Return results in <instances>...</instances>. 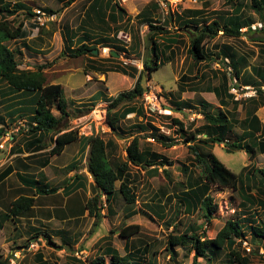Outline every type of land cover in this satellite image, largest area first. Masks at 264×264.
Returning a JSON list of instances; mask_svg holds the SVG:
<instances>
[{
	"label": "rangeland",
	"instance_id": "rangeland-1",
	"mask_svg": "<svg viewBox=\"0 0 264 264\" xmlns=\"http://www.w3.org/2000/svg\"><path fill=\"white\" fill-rule=\"evenodd\" d=\"M69 1L70 0H0V8L9 5V7L15 11L13 14H1L0 23L7 21L12 28H16L23 22L26 32V36H24L23 39L8 42L6 44L7 47L16 53L15 57L21 65L20 68L23 70L34 71L39 66H47L43 71L45 72L44 74L47 84H60L66 82L69 75L77 72L80 68L86 67L87 69H90L86 64L87 59L93 57L92 55L78 58L68 56L60 57L63 50H75L81 45L79 39L83 38L85 34L89 35L94 31H98L97 34L100 33L99 35L101 37L105 35L111 37L116 31V25L109 20L108 17L106 18L108 19V27L105 26V24H99V27H96L98 25L95 24L94 28L85 25V19L88 13L87 10L91 6L93 0H79L72 5L68 4ZM152 1L154 2L155 0H132L126 6H121L126 11L123 20L128 21L120 23L122 29H120V34L118 35L117 33L114 37L115 42L118 43V46L127 50L128 58L135 57L152 65L154 50H152L153 42L151 41V37L153 32H150L149 21H153L152 25L154 26H162V28H165L168 35L161 36L157 34L152 37L155 41H158L157 53L160 57V62L163 65L152 73L151 79H148L146 74L147 79H144L143 86L148 92L155 93L158 96L159 102L163 108H168L172 110L173 113L176 111L173 109L177 107L176 103L180 102L183 98L191 100L192 103H194L195 106L190 107L192 111L186 110L182 112L183 115H181V118L176 117L175 114L171 115V118L182 120L187 133L185 134L184 132H181L178 127L173 128L172 121L171 119H167V116L158 114L148 115L145 110L144 116L137 118L133 116L119 124V132L125 131L124 134L126 135V138L123 140L116 138L111 130L108 131L106 128L107 134L104 133L105 135H102L104 140L107 141L111 138L117 141L115 144V150L111 149L115 151V153H112L111 151L109 159L110 163L113 164L114 160H116V163L125 161L127 156L126 149L129 146L131 139L137 136L143 138L141 140L142 146H149L154 153L163 157L161 161H157L161 165H159V173L155 175L145 174L144 171L136 166L129 165L130 167L129 172L126 175V181L138 195L136 205H127L123 201L118 192L121 185V182L118 181L116 184L117 191L115 199L112 204L114 212H109L108 203L105 200V196H103L102 215L104 218L97 229L93 228L94 219L91 217L83 218V216H81L82 214L78 215L77 219L71 220L70 222L64 223L59 221L47 226L38 223H35V226L33 222L28 220H21L18 224H16L14 220H7L4 228L0 229V260L6 259L7 257L8 259H11V256L16 254L20 256V262L18 261V264H38L37 253L40 252L48 264H77V261L91 264L93 260L105 254L102 250L107 245L112 244V247L119 251L121 257L134 253L135 258L132 260V264H146L148 260L154 257L160 264H192L194 254L192 253L188 256L191 248L190 244L177 246V259H175V261L170 260V255L166 249L169 236H182L184 233H187L191 235H202L207 239H214L228 220L242 219L243 228L245 229V237L243 241H247L252 249V253L248 254L250 255L251 264H264V259L260 258V256H262V250L264 251V243L262 242L264 240H258L252 233L253 224L255 227L259 228L260 231L258 234L260 236L264 234V230L261 229L262 226L264 227V209L260 208L259 205L249 206L248 204H245L242 199V196L245 193L253 195L257 193L255 191L256 189L252 191L248 190L249 184L246 181V176L248 172L251 171L252 173V168L255 169V174H258V171L264 169V155L257 154L256 157L251 160L249 154L238 152L229 153L230 151H234L231 146L232 142L239 143L243 146H248V144H251L252 142L247 140L248 137H244L241 134L242 132L248 131V126L246 125L245 120L251 119V115H247V109L248 107L252 108V106L247 103L241 104V106H236L230 99L225 102L228 103V106L230 105L227 110L225 109L226 111H222L227 114L230 120L229 123L231 124V130L225 136V145L228 147L225 145L216 146L215 144L213 146L215 149L210 150L215 156H217L220 162L224 163L230 171L237 174L242 179V186L239 187V191L219 186L211 188L209 195L213 199L214 205L218 206V208L215 213H212V221L208 224L203 217V213L198 208L189 210L190 206H188L187 199H185L183 195V191L188 189L185 186L188 183L189 178H194V181H198L200 176H203V168L197 167L193 164L192 154L189 148L190 144L186 142L185 136L194 132L200 134L201 127L207 124L205 121V114H219L221 111L219 108L220 105L216 103L217 101H212L208 96L205 97V95L202 97L201 94H197V96L191 97L190 99L188 98V94H185V96L181 95L180 88L184 87V83L182 85V83L179 82L192 63L191 68L194 70V72H192L194 75L193 78L197 75V77L200 78V81L195 80L188 82L185 80L183 82L188 86L196 82L197 87H200L201 89L207 88L209 84H219L218 88L223 91L226 97L227 89L234 84L235 77L233 76V78L231 77L232 75H230V79H225L224 83L221 85L220 81L224 74L223 71L224 69L230 70V67L228 66L229 69L225 68L221 58H218L220 50L225 45H228L233 47L239 56L243 55V53L252 56V53L256 55L258 52H264V42L258 41L259 37H264V32H261V34L248 35V28H243L241 32L244 36L239 39H228L222 36L223 32H221L218 37L211 40L206 45V52L209 50L212 52V56L215 55L213 61H204L203 64L193 67L194 61L191 60L188 53L190 47V33L194 31L193 27L182 29L178 24H171V22L169 25L167 23L162 25L164 20L167 18L170 21L171 16L177 17V15L179 16L180 14L184 16L186 11H201L203 12V15L200 16L202 17V19H200L201 22H203V19L205 18H209L210 22L216 20L221 14H226L225 16H228V14H234L233 6L237 5L238 1L232 0V3L228 4L226 3V0H186L179 3L177 7L167 9V11L160 9L155 12L156 14H153V16L151 15L148 18L140 15V13L152 3ZM17 4L22 7L18 8ZM36 9L53 11L58 15L57 22L48 24L43 30L40 29L31 22L33 17L28 14L29 11L33 14ZM242 15L246 19H249L251 16L254 17L255 23L251 26L253 31H259L260 28L264 27V23L259 19L260 17L255 15L248 7H245L242 10ZM186 18L195 21L197 17L191 15ZM157 22H162V24ZM124 34L131 37L125 36ZM120 36H123L126 39L130 38L131 41L129 43L121 41L122 39ZM176 36L177 38L179 37L180 42H178V44L176 42V46H174L175 44L171 45V49L174 48L173 50H165L163 47L170 44L168 39L175 38ZM97 38L98 37H92L90 40L85 39V42L89 41L91 47L97 48L98 55L95 56L100 58L103 54H108L107 58H109V61L100 59V61H96L98 62V66L107 69L110 68V70L123 67L121 60L123 54L118 56V60H115L111 57L112 50L107 51L109 48H103L102 45H93L95 44V41L93 40ZM110 46L113 47L114 45ZM145 48L147 49L145 50ZM263 61L264 56H260L258 59L257 57L252 58L250 63L261 64L264 63ZM226 64H228V61ZM238 64H240L238 66L239 69H242L241 62H238ZM248 72L243 71L241 75L242 79L237 81L238 84H242L245 80L249 79L250 74ZM97 74L101 75V73ZM75 75L76 77L72 80L70 86L67 85V83H63V85H66L67 88L70 87L71 89L80 87L79 92L74 93L70 89L66 95H64L66 103L69 104L70 111L68 125L65 129L76 130L79 136V132L82 133L84 130L85 132H90L87 128L90 127L91 124H93L92 127L95 129L93 120L89 118L88 121V117L96 106L91 105L89 103L90 99L88 100V98L95 96L98 93L101 95H108L109 93L104 85L94 81L89 85V89H91H86V87H84L86 79L85 75L82 72H78ZM93 78L97 81V76ZM69 79L72 78L69 77ZM251 80L253 81L255 79L252 78ZM248 85L251 84L249 83ZM82 86L84 88H82ZM251 86L255 87V85ZM127 87L128 82L120 79L117 74H111L109 76L107 89H109L110 94L113 96L117 97L121 92L131 90L130 88L128 90ZM67 88L65 91H67ZM115 89L122 90L121 92H116ZM8 91V86L1 81L0 120L5 121V118L7 117L10 119L9 115L17 108H20L22 102L24 103V106H27L30 109H32V106L34 107L35 102H37V97L34 100H31V96L15 95L10 97L12 95L7 94ZM3 100L6 101L2 102ZM80 101L86 103V106H84L85 108L90 107L83 113L87 119L83 121L84 123L82 124L78 123L81 113L77 111L75 112L72 109V103L76 105V103ZM105 101V103L98 107L108 108V100ZM139 104L143 106V99L140 100ZM179 104L181 106L184 104L183 106H185L186 109H189V104L187 102ZM208 104H213L216 106V109L210 108ZM263 106L264 104L260 107ZM55 108L53 109L54 111H52L56 116H59V112L55 110ZM261 111L262 112L258 115L259 118L263 120L262 122H264V108ZM236 115L238 121L236 120ZM246 116L248 117L246 118ZM14 117H12L13 120H9L11 122L10 125H8L9 123L5 124V122H3L6 132L11 129H18L19 131V129L26 130L29 128V130H31L29 127L32 123L30 120V114H27V116L22 119L20 117ZM20 122L24 124H19ZM237 123H240V127ZM157 130L158 132H155ZM176 131L181 133L180 137L177 136L178 133H176ZM248 134L253 135V132ZM29 135H33V133H29ZM162 135L170 138L172 141L166 142ZM19 136H26L25 131H21ZM215 137H217V134L212 133L211 131L210 133H207V135H199V138L201 139H216ZM148 139H152L154 142H151ZM164 143H166L165 146H163ZM172 144L175 146L171 147ZM196 144L198 143L196 142ZM201 147L205 149V152L207 149L206 145L205 147L203 145ZM77 149V144H71L64 154L55 159L56 161L54 162V165L66 167L73 163L77 164V169L73 171L84 170L83 177H85L86 173L89 178V180L87 179V185L89 181L93 186L94 181L92 176L88 174L86 165H81L85 159V157H83L84 155L78 157L75 161L73 160L74 152ZM207 152L209 153L208 149L205 154H208ZM86 160L87 159L84 161ZM68 172L71 171H67V174ZM259 177L260 175L257 178ZM255 180L259 181V179ZM52 183L55 184L53 181ZM52 187L56 188L55 186ZM86 190V192H88L90 189L87 187ZM93 193L94 192H91L89 199L94 197L95 193ZM21 196L34 197L35 195L18 191L16 197L9 194L6 198L2 196V189L0 186V217L9 214L12 202ZM141 211H147L152 219L142 215ZM134 212L136 215H133ZM259 221H261V223L258 226L257 222ZM125 224L128 226L139 225L141 230L138 235H135L128 240L123 239L119 236L118 230ZM38 228H44V232L50 234L54 244L58 247L64 246L65 249L59 250L58 247L50 246L43 237L38 239V241H32L33 243L29 245L30 239L37 237V232L43 230L39 231ZM34 229L37 230L35 231ZM112 232H116V234H111ZM105 236H109V240L104 244L101 239ZM63 237L66 238L68 242L67 244H64L62 241ZM235 242H237L235 248L243 254V243H240V240L238 239ZM260 243H262V246L260 245V247H258ZM146 249L148 250L147 255H138L141 250L146 251ZM258 250L260 253H255ZM155 252H157V255H155ZM253 253H255V255H253ZM230 259L232 258L230 257V249L228 248L220 250L218 253H214V250H209L207 259L200 258L198 263L229 264ZM106 262H110V257L106 258Z\"/></svg>",
	"mask_w": 264,
	"mask_h": 264
},
{
	"label": "trees",
	"instance_id": "trees-1",
	"mask_svg": "<svg viewBox=\"0 0 264 264\" xmlns=\"http://www.w3.org/2000/svg\"><path fill=\"white\" fill-rule=\"evenodd\" d=\"M77 0H70L68 2L69 5L75 3ZM237 5L234 7V14L228 16L219 15L216 20L210 21L209 18L202 19L203 12L201 11H186L184 16L180 14L177 17L171 16L170 21L166 18L162 24V22H157L159 24H178L180 28H189L193 27L192 33H190V47L188 50L189 56L191 59L199 64L201 62H211L213 61L212 52L208 50L206 52V45L211 40H214L218 37L219 33L223 32L222 36L230 39H239L242 38L244 35L242 34L241 30L243 28H248V35L251 34H261L264 32V27L260 28L259 31H253L251 26L254 21V17L251 16L249 19H246L242 15V10L245 7H248L255 15L260 17V21L264 23V0H237ZM226 3L231 4L232 0H226ZM17 7H22L21 5L17 4ZM161 8L159 7L157 2L150 3L141 13L145 18L149 16H153L156 14L158 10ZM88 13L85 19L86 26H95L97 22L96 18H102L103 24L107 25V21L105 19L108 17L115 25V36L121 31L120 23L127 22L128 20H123L126 11L114 0H94L91 6L88 8ZM47 11V10H46ZM99 11V13H98ZM49 13H54L53 11H47ZM109 12V14H107ZM15 13L9 5L5 6L4 8H0V15L1 14H13ZM28 14L34 17V13L32 14L30 11ZM150 14V15H149ZM191 15L196 16L195 21L188 20L186 17ZM147 16V17H146ZM150 25V32H153L152 37L154 35H161L165 36L168 35V32L162 26H154L152 25L153 21H149ZM102 24V23H100ZM37 26V25H36ZM97 27V26H96ZM45 29V27L40 28ZM170 35V34H169ZM26 36L24 23L22 22L16 28H12L7 21L0 23V82L2 81L4 84L8 86V93L7 94H15L20 96H31L34 100L37 97V102H35L34 107L30 109L27 106H24L22 102L21 107L17 108L12 114L9 115L10 119L13 120L12 117H20L21 119L26 117L27 114H30V120L32 123L29 125L31 130L27 128L26 132L28 133H37V132H50L57 134V138L54 140V147L50 151L51 156H60L65 147L75 143L77 141H84L86 140L87 145L89 146V152L87 156V170L88 173L93 177V187H94V197L89 199L85 205V209L88 212L89 217L94 219L93 228L97 229L100 226V223L104 216L102 215V208L103 202L102 197L105 196V200L108 203L109 212L113 213V202L116 195V184L118 181L121 182V185L118 189L120 197L127 205H136L138 201V195L133 190L131 185L126 181V175L129 172V165L136 166L137 168L141 169L145 172V174L155 175L159 173V164L157 161L162 160V156H159L157 153H154L149 146H142L141 140L143 138L135 137L129 143V146L126 149V158L125 161H120L116 163L114 160L113 164L110 163V153H115V141L113 140H104L103 134H96L94 133L91 137H79L76 130L63 129L66 126V121L69 117L67 112V103L64 98V89L60 84H47L45 72H43L47 66H39L34 71L32 70H23L21 69V65L16 59V53L10 50L7 47V43L11 41H17L23 39ZM151 37V41L153 42L152 50H154V59L152 61V65L144 62V70L142 72H138L136 68L129 67V68H115V70L122 72L124 75H128V70L132 71L133 74L138 76L137 82L135 83L133 89L120 93L116 98L112 99L108 105V119H107V127L111 129L112 132L118 133L119 131V124L124 120L129 114L135 113L137 117H142L145 115L144 108L142 105L139 104L140 100L143 99V95L146 92V89L143 86V81L146 78V74L148 79L152 78V73L162 67V63L160 62V57L157 53V45L158 41H155ZM88 37L80 38L79 42L81 43L75 50L66 51L63 50L60 57H83L94 55V51H97L96 47H91L85 41ZM259 42H264V37L258 38ZM100 42L99 45H102L103 48H110L115 49L118 55L122 53H127L125 48L120 46H110L113 45L112 42L115 41V38H112V42L106 41ZM170 41L169 45L164 46L165 50H170L171 45L175 44L176 42H180L179 37L177 36L174 38H169ZM110 42V43H108ZM147 48H145L146 50ZM165 52V51H164ZM113 57V55H112ZM221 58L224 66L232 70H226L224 72L225 79L228 78L230 75L237 81L242 79L243 71H246L247 68V58L243 55L239 56L236 53L233 47L225 45L219 52L218 58ZM228 61V64L226 62ZM238 62H241L242 69H239ZM241 77V78H240ZM147 79V78H146ZM255 85V88L258 89L259 96L261 100L259 102L253 99H245L241 102H236L233 99V96L229 94L231 87L227 89V97L232 101L233 104L239 106L240 104L248 103L249 105H255L251 115V119H246L245 123L249 128H252L253 135L256 133H260L258 141H252L251 144L249 143L248 146L240 145L239 143L232 142V148L236 151L244 150L247 154H249L250 159L256 157L257 154H264V128H261V123L258 117L255 115V112L261 105L264 104V91L262 90L263 84H259L255 80H245L242 84H238L241 86H251ZM254 87V86H253ZM219 91V90H218ZM216 91L217 97H219V92ZM258 96V97H259ZM250 100H252L250 102ZM249 101V102H248ZM228 104V103H227ZM19 105V104H17ZM127 106V107H126ZM57 108L60 112V117H56L53 114V109ZM126 107L123 111L120 108ZM32 111V112H30ZM184 111V110H183ZM170 119L169 117H166ZM15 119V117H14ZM172 124L177 126L181 132L187 133L185 130V126L182 121L176 118H171ZM205 121L206 125H203L200 130V134L197 133H190L185 136V140L189 143V148L192 154V161L193 164L197 167L203 168V176H200L198 181H194V178H189L188 183L186 184L187 190H184L183 195L184 198L187 199V203L189 210L198 208L202 213L203 217L206 219L207 223L210 224L213 218L212 213L217 211L218 206L214 205L213 199L210 197V190L214 186L230 188L233 190H238L241 180L240 178L230 171L219 159L213 154L210 150L208 154H205V149L201 147L202 145L205 147L210 148V144H226L225 143V136L231 130V124L229 123L230 120L226 113L220 111L219 114H205ZM3 120H0L2 124ZM144 129V128H142ZM217 134L216 139L206 138L201 139L199 135L207 133ZM155 132H158L155 131ZM4 135V128L0 129V136ZM163 139L166 142H171L170 138L163 136ZM257 140V139H255ZM196 142L199 144H196ZM166 143L163 144L165 146ZM175 146L174 144L171 145ZM113 149V150H111ZM77 164L73 163L65 168V171H73L77 169ZM163 166V164H162ZM253 173V171H252ZM251 171L246 176V181L249 184L248 190L252 191L256 189L257 192L255 195L253 194H244L242 199L245 204L249 206L259 205L260 208L264 209V169L258 171V175L254 179L250 178L252 174ZM260 175L259 178H257ZM78 179L85 180L87 182V176L82 178L81 176H77ZM259 179V181L255 180ZM58 191V188H48L42 189L39 192L50 195L55 194ZM35 203V199L33 197L28 196H21L14 202H12L9 210V214H5L0 218V229H3L7 220H14L16 224L19 223L17 219L22 217H26L28 213L33 209ZM150 208V207H148ZM264 211V210H263ZM142 215L147 216L149 219H152L151 215L147 211H141ZM133 215H136L134 212ZM128 217V216H127ZM128 219V218H127ZM261 221L257 222V225ZM252 233L256 236L258 240H264V234L260 236L258 232L260 231L259 228L255 227L252 224ZM261 229L264 230L262 226ZM35 231L37 229H34ZM42 229H39V231ZM141 227L139 225H123L118 231L119 236L123 239H130L135 235H138L140 232ZM244 228L242 224V219L237 220H228L224 227L217 233L214 239H207L204 238L205 236L202 235H191L184 233L182 236H175L171 235L168 239V245L166 247L167 252L170 255V260L175 261L178 257L177 246L179 245H191L189 250V254H194L192 264H198L200 258L207 259L208 251L214 250V253H218L220 250H225L226 248L230 249V259L229 264H251L250 255L246 254L244 250L243 254L235 248L237 239L240 240V243L243 242L245 237ZM62 234V233H61ZM111 234H116V232H112ZM37 237L31 238L29 245L32 244V241H38L41 237H43L46 242L51 246H56L51 239L49 233L44 232V230L37 232ZM64 236V235H63ZM109 236L103 237L101 241L105 244L107 242ZM236 239V240H235ZM64 244H67L66 238H62ZM264 243V241H262ZM262 246V243L258 245V247ZM237 246V245H236ZM59 250H64V246H59ZM102 252H105L104 255L99 256L95 260L91 262V264H132V260L135 258L134 253L127 254L125 257H121L118 250L112 247V244L107 245ZM255 253L259 254L260 251H256ZM253 253V255H255ZM147 255L148 250L146 251L141 250L138 255ZM157 255V252H155ZM13 257V256H11ZM110 257V262H106V258ZM261 259H264L263 256H260ZM10 258L0 260V264H10ZM211 260V259H210ZM37 261L38 264H48L47 261L44 260L43 255L38 252L37 253ZM77 261V260H75ZM20 262V261H19ZM77 264H85V262L77 261ZM146 264H160L158 260L154 257Z\"/></svg>",
	"mask_w": 264,
	"mask_h": 264
},
{
	"label": "crops",
	"instance_id": "crops-1",
	"mask_svg": "<svg viewBox=\"0 0 264 264\" xmlns=\"http://www.w3.org/2000/svg\"><path fill=\"white\" fill-rule=\"evenodd\" d=\"M77 1H79V0H77ZM93 2H94V0H93ZM87 11H89V10H87ZM98 13H99V11H98ZM108 14H109V12H108ZM96 20L98 22V23H96L98 25L97 27H99L100 23L103 24L102 18H100V17L98 18V16H97ZM105 21H108V19H105ZM31 22L33 24H35L33 22V19L31 20ZM106 26L108 27V25H106ZM92 27L94 28L95 26H92ZM97 32L98 31H94L93 33H91L89 35L85 34L83 36V38L88 37V39L90 40L92 37L93 38L98 37L97 39L93 40V41H95V44H93V45L99 46L100 42L104 41L103 39H106V41L112 42V38L115 37V33L111 36L112 37L111 38V37H108L106 35L101 37L99 35L100 33L97 34ZM259 38H261V37H259ZM110 42H108V43H110ZM86 43L88 45H90L89 41ZM112 44L115 46L118 45V43L115 41L112 42ZM174 46H176V45H174ZM173 49H171V50H173ZM108 50H112L111 51L112 55H113V52H116L115 49L109 48V49H107V51ZM104 52H105V50H104ZM105 53L107 54V52H105ZM261 53H262V55H261ZM107 55L103 54V56H101L99 58L98 56H95V54H94L93 57H90L89 59H87L86 66L90 67V69H87L86 67L80 68L79 70H77V72L69 75V77H71L72 79H69V77H68V79H66V82H63V83H67V85L70 86V83L76 77L75 74L78 72H82L86 78L85 82H84V87H86V89H89V85H90V83H92V81L98 82V83L104 85L105 89L109 93L108 95H101L100 93H98L95 96L88 98V100L90 99L89 103L91 105L96 106V107L105 103L106 102L105 100H108L107 102L110 103V101L112 99L116 98V96H113L112 94H110L109 89H107L109 76L111 74H117V76H119L120 79L128 82V87H127L128 90H129V88L132 89L134 87V85L138 79V76L133 74V72L130 70H128V75H124L122 72H119L118 70L117 71L115 69L110 70V68L107 69V68L98 66V64H97L98 62H96V61H100V59H104V61H109V58H107ZM118 56H120V55H118ZM118 56L113 55V57L112 56L111 57L114 58L115 60H118ZM243 56L245 58L247 57V59H246L247 60V64H246L247 68L245 70L247 72L249 71L248 72L250 74L249 78L255 79V81L258 82L259 84H263L262 88H264V63H261V64H254V63L251 64L250 63V60L252 58L257 57V59H258V58H260V56H264V52H258L256 55L254 53H252V56H248L247 54L243 53ZM85 62H86V60H85ZM200 64H203V62H201L199 64L193 62V65H194L193 67H197V65H200ZM191 67H192V63L190 64L188 70L184 73L185 75H183V77L179 80V82H181L182 85L184 83V85H183L184 87L180 88L181 95L185 96V94H188L189 99L191 97L197 96V94H201L202 97H204L203 95H205V97L208 96V98L211 99L212 101H217L216 103H218L220 105L219 108L221 111H226L230 107V105L228 106V104L225 103L226 100L227 101L229 100V98L227 96L225 97V94L223 93V91L218 88L219 84L218 85H214V84L210 85L209 84V86L207 88L201 89L200 87H197L196 82H194V84H190L189 86L186 85L185 82H183L185 80H187L188 82H192V81L200 79L199 77H197V75L195 78H193L194 75L192 72H194V70ZM99 70H101V71H99ZM223 72H226V69H224ZM97 73H101V75H99ZM96 76H97V81L95 80V78H93ZM227 76H228V79H230L229 74ZM225 78H226V76H224V74H223V76L221 77V81H220L221 85L224 83ZM63 83H60V85L64 89V95H66L68 90H70L71 88L70 87L67 88L66 85H63ZM185 86H186V88H185ZM84 87L82 86V88H84ZM66 88H67V91H65ZM79 90H80V87H78L76 89H71V91H73L74 93L79 92ZM121 90L115 89L116 92H121ZM216 91L219 92V94H220L219 97H217ZM121 93H123V92H121ZM13 96H15V94H13L10 97H13ZM110 98H111V100H110ZM183 99H185V100H183ZM183 99L180 102L176 103L177 104L176 108H173L176 110L173 113V115L175 114L176 117L181 118V115H183L182 112H184L186 110L192 111L190 109V107L195 106L191 100H186V98H183ZM260 100H261L260 96L255 98V101H257V102H259ZM5 101L6 100H3L2 102H5ZM251 101L252 100H250V102ZM183 102H187L189 104V106H188L189 109H186L185 106H183L184 104H182V106L179 104V103H183ZM204 105H206V104H204ZM208 105L210 108L216 109L215 108L216 106H214L213 104H208ZM84 106H86V103L82 102V101L76 103V105H74L72 103L73 111H75V112L77 111V112L81 113V115L78 119V123H80V124L84 123L83 121H85L87 119L85 114H83L84 111L88 110V108H90V107L85 108ZM239 106H241V104ZM251 106H252V108L248 107V109H247V115L248 116L252 113L253 109L255 108V105H251ZM126 107L120 108L121 111L126 109ZM263 108H264V106L258 108L255 112V115L258 117V119L261 123V128H264V122H262L263 120H261L259 118L258 114L260 112H262L261 110H263ZM55 110H57V109L55 108ZM67 112H68V114H70L69 113L70 112L69 111V104L67 106ZM237 115H236V120L238 121ZM133 116H135L137 118V115L135 113H131L122 121H125L127 118H132ZM248 116H246V118ZM56 117H58V118L60 117V112H59V116H56ZM69 117H70V115H69ZM69 117H68V119H69ZM167 117H169L171 119V116H167ZM263 117H264V113H263ZM89 118H90V116L88 117V121H89ZM5 119H6L5 124L9 123L8 125H10V123H11L9 121L10 119L8 117ZM68 119L66 121L67 122L65 125L66 127L68 125ZM180 121H182V120H180ZM19 124H24V123L20 122ZM92 125L93 124H91V126L87 128L90 130V132H85V130H84V132H82V133L79 132V136L87 138V137H91L94 133L102 135V133H100L99 129L95 126V129H96L95 130L92 127ZM237 125L240 127V123H237ZM4 126H5L4 123H2V124L0 123V129L4 128V135H2V137L0 136V146L1 145L4 146V149L0 150V180H1L0 186L2 189V196L7 198L9 196V194H11L13 197H16V194L18 191L19 192H25V193H28L31 195H35L33 197L35 199L33 209L30 211V213H28V215H26V217L20 218L17 220L18 221L19 220L20 221L21 220L22 221L28 220V221L33 222L34 225H35V223H38L40 225H46L47 226V225H52L54 222H59V221L64 222V223L70 222L71 220L77 219L78 215H81V214H82L81 216H83V218L89 217L88 212L85 209V205L87 203V200L91 196V192H95V191H94V187L91 185V183L89 181H88V185H87V182L85 183V180H81V179L77 178L78 175L81 176L82 178H84L83 177L84 170L71 171V172H68V174H67V171H65V168L67 166L66 167H59V166L54 165V162L56 161L55 159L57 157H60L62 154H64L67 151V149L71 146V144L65 147L64 152L60 156L56 155V156L51 157L50 151L54 147V140L57 138V136H58L57 134L50 133V132H37V133H34L33 135H29V133L26 132V130H21V129H19V131H18V129H15V130L11 129L10 131L6 132ZM172 126H173V128L177 127V126H174L173 124H172ZM249 127H251V126H249ZM249 127H247L248 131L242 132L241 134L244 137H248L247 138L248 141L260 140L259 139L260 133H256V135L248 134V133L253 132V131H251L252 128H249ZM65 128H63V129H65ZM107 129H108V131L111 130L108 127H107ZM21 131H25L26 136L20 137L19 133ZM68 131H70V130H68ZM124 132L125 131H123V132L118 131V133L112 132V134L115 135L116 138L123 140L126 138V135L124 134ZM178 132L176 131V133H178ZM105 134H107L106 130H105ZM105 134H103V135H105ZM177 136L180 137L181 133H178ZM255 139H257V140H255ZM110 140L116 141L115 139H111V138H110ZM148 140L151 142H154L152 139H148ZM115 143H117V141ZM72 144H77V148H78L74 152V159L73 160L75 161L78 157H81L83 155H84L83 157H85V159H87L88 152H89V146L87 145L86 140L77 141V142L72 143ZM214 145L215 144L211 143L210 146L212 148L207 147L208 151H210V149L214 150L215 149V148H213ZM217 145H220V144H216V146ZM223 145H225V144H223ZM225 146L228 147L227 145H225ZM207 149H206V151H207ZM234 152L247 154L244 150H240V151L234 150V151H230L229 153H234ZM259 155H261V154H259ZM84 160H83L81 165H84V166L86 165V167H87V160L86 161H84ZM252 171H253V173L250 175V178L254 179L256 177V175H258V174H255L256 172H254L255 171L254 168H252ZM85 176H87L86 173H85ZM247 176H248V174H247ZM54 178H56V179H54ZM87 178H88V176H87ZM88 180H89V178H88ZM240 180L242 182L241 178H240ZM52 181L55 182V184H53ZM52 186H55L56 188H58V191L55 194L46 195V194L39 192L42 189H48V188H51ZM240 186H242V183H240L239 187ZM87 187L90 189V190H88V192H86ZM239 187H238V190H235V191H239ZM227 189H230V188H227ZM210 192H211V190H210ZM0 219L2 220L3 218H0ZM38 229H41V228H38ZM42 229L45 230L44 228H42Z\"/></svg>",
	"mask_w": 264,
	"mask_h": 264
},
{
	"label": "built area",
	"instance_id": "built-area-1",
	"mask_svg": "<svg viewBox=\"0 0 264 264\" xmlns=\"http://www.w3.org/2000/svg\"><path fill=\"white\" fill-rule=\"evenodd\" d=\"M132 0H114L115 3L119 4L120 6H126L129 2ZM158 4L161 10L167 11V9L172 8V7H177L179 3H182L183 1L186 0H155ZM58 20V15L56 13H49L45 10L42 9H36L34 10V17H33V22L39 27H47L48 24L57 22ZM120 34V33H119ZM125 36H128L124 34ZM121 37V41H124L126 43H129L131 41L130 38L126 39L123 36ZM130 37V36H128ZM110 51V50H108ZM123 56L121 57L123 67L129 68L133 67L138 70V72H142L144 70V62L141 59L138 58H128L126 53H122ZM112 56V52H111ZM230 72L232 71L231 69L229 70ZM235 82L231 86L230 89V94L233 96L234 101L236 102H241L245 99H252V98H257L259 96L258 89L252 86H241L238 85V82L236 79H234ZM264 91V88H262ZM143 108L146 111L148 115H162V116H171L173 115L172 110L168 108H163L161 103L159 102L158 96L154 93L146 92L143 95ZM90 118L93 120V123L95 126L99 129L100 133L104 134L105 130L107 128V119H108V111L107 108L105 107H96L93 109V111L90 114ZM27 130V129H26ZM154 141V140H153ZM4 146H0V150H3ZM244 250L246 251L247 254L252 253V249L249 246L247 241L242 242ZM262 256H264V251L262 250L261 252ZM13 257L9 260L10 264H18L20 256L14 254L12 255Z\"/></svg>",
	"mask_w": 264,
	"mask_h": 264
},
{
	"label": "water",
	"instance_id": "water-1",
	"mask_svg": "<svg viewBox=\"0 0 264 264\" xmlns=\"http://www.w3.org/2000/svg\"><path fill=\"white\" fill-rule=\"evenodd\" d=\"M93 53H94L95 55H98V51H94ZM113 55L118 56V54H117L116 52H113Z\"/></svg>",
	"mask_w": 264,
	"mask_h": 264
},
{
	"label": "clouds",
	"instance_id": "clouds-1",
	"mask_svg": "<svg viewBox=\"0 0 264 264\" xmlns=\"http://www.w3.org/2000/svg\"><path fill=\"white\" fill-rule=\"evenodd\" d=\"M92 179H93V177H92Z\"/></svg>",
	"mask_w": 264,
	"mask_h": 264
}]
</instances>
